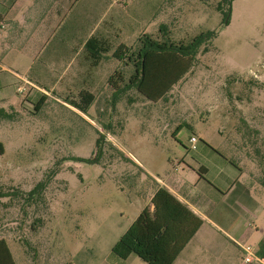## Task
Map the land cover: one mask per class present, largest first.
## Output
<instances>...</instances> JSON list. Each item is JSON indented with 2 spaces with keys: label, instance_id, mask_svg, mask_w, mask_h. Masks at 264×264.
Segmentation results:
<instances>
[{
  "label": "rangeland",
  "instance_id": "374dc122",
  "mask_svg": "<svg viewBox=\"0 0 264 264\" xmlns=\"http://www.w3.org/2000/svg\"><path fill=\"white\" fill-rule=\"evenodd\" d=\"M121 4L132 30L125 34L132 61L119 66L123 80L116 75L114 89L99 79L96 104L86 109L94 124L53 103L40 111L0 108V190L17 194L0 200V239L10 237L16 264H109L117 235L154 189L134 158L164 178L173 163L189 158L191 136L218 147L239 169L238 182L249 184L260 207L256 226L264 228V156L254 151L264 146L244 137L246 122L264 128V0L235 1L227 25L224 0ZM207 32L217 33L209 51L200 49L194 68L164 98L151 101L131 85L145 35L188 44ZM86 54L67 73L88 72ZM110 58L95 72L116 71ZM40 186L36 200L20 195Z\"/></svg>",
  "mask_w": 264,
  "mask_h": 264
},
{
  "label": "crops",
  "instance_id": "0c3cea01",
  "mask_svg": "<svg viewBox=\"0 0 264 264\" xmlns=\"http://www.w3.org/2000/svg\"><path fill=\"white\" fill-rule=\"evenodd\" d=\"M122 1L0 0V32H4L0 35V108L3 112L33 111L32 108H45L53 103L55 108L72 110L94 124L93 119L77 108L88 109L96 104L99 79L104 82L102 86L108 85L110 89H114L110 83L114 75L123 80L118 68L127 59L118 60L114 53L122 46L128 48L125 34L132 30L127 6ZM69 16H73L70 22ZM60 34L59 42L52 45ZM92 39L91 47L87 48ZM84 49H87L84 65H89L90 70L67 73V66ZM110 56L116 71L95 72L106 61H112ZM20 85L26 88L24 94L17 92ZM118 86L122 88L120 83ZM246 123L249 132L244 137L250 146H264L263 123L254 120ZM193 137L196 143L191 142ZM189 144V158L183 161V166L173 163V169L164 178L134 158L137 162L134 164L154 182V189L146 203L138 208L136 217L117 235L107 258L109 264L135 263L136 255L123 260L114 256L112 249L146 207L151 206L153 211L152 198L161 188L172 193L203 221L174 264H194L198 255L199 264H244L241 246L246 245L255 247L257 254L264 258V228L258 230L256 226L260 207L251 197L249 184L238 182L241 172L237 174L238 168L231 169L230 160L218 147L196 136L189 138ZM254 151L264 156V149ZM235 193L237 197L232 199ZM9 238L3 239L16 264ZM232 254L237 257L234 262H231Z\"/></svg>",
  "mask_w": 264,
  "mask_h": 264
},
{
  "label": "trees",
  "instance_id": "16d2710c",
  "mask_svg": "<svg viewBox=\"0 0 264 264\" xmlns=\"http://www.w3.org/2000/svg\"><path fill=\"white\" fill-rule=\"evenodd\" d=\"M234 1L236 0H224L228 5L226 12L223 11L222 6L219 7L225 15L224 25L229 23ZM216 36V32L201 33L188 44H174L158 42L145 35L140 39L144 46L133 62L136 72L131 78V85L151 101L164 98L194 68L200 49L203 47L205 53L209 51V45ZM93 41L92 39L87 43V48L91 47ZM128 51L130 48L122 46L114 53V57L118 60L132 61L127 55ZM114 77L110 81L112 85H114ZM117 78L120 80L119 75ZM35 109L41 110V108ZM77 109L86 113L87 108ZM42 188L40 186L26 195H20L28 202L36 200L41 197ZM15 195L17 194L0 190V200ZM151 204L154 207L153 211L151 206H148L140 213L113 247L112 254L123 260L136 255L146 264H174L198 232L203 221L163 188L155 193ZM0 264H15L3 238L0 239Z\"/></svg>",
  "mask_w": 264,
  "mask_h": 264
},
{
  "label": "built area",
  "instance_id": "2783aa9c",
  "mask_svg": "<svg viewBox=\"0 0 264 264\" xmlns=\"http://www.w3.org/2000/svg\"><path fill=\"white\" fill-rule=\"evenodd\" d=\"M17 92L19 94H24L26 92V88L21 85L17 86ZM196 141L197 139L194 137L191 139L192 143H196ZM241 249L244 253V264H264V258L257 254L255 247L246 245L241 246Z\"/></svg>",
  "mask_w": 264,
  "mask_h": 264
}]
</instances>
